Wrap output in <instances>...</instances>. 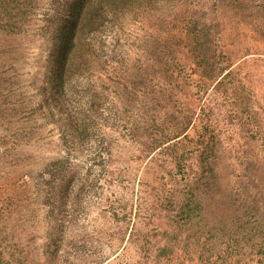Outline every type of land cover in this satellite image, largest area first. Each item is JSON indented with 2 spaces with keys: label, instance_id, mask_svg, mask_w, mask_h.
<instances>
[{
  "label": "rangeland",
  "instance_id": "374dc122",
  "mask_svg": "<svg viewBox=\"0 0 264 264\" xmlns=\"http://www.w3.org/2000/svg\"><path fill=\"white\" fill-rule=\"evenodd\" d=\"M65 1L0 0V264H264V0H89L54 82Z\"/></svg>",
  "mask_w": 264,
  "mask_h": 264
},
{
  "label": "trees",
  "instance_id": "16d2710c",
  "mask_svg": "<svg viewBox=\"0 0 264 264\" xmlns=\"http://www.w3.org/2000/svg\"><path fill=\"white\" fill-rule=\"evenodd\" d=\"M88 1H65V12L59 21L58 39L53 45L51 55L54 82H57L65 72L69 61L68 54L72 53L73 48L77 45L78 51L83 48V33L93 32L97 27L94 19L86 17L85 6Z\"/></svg>",
  "mask_w": 264,
  "mask_h": 264
}]
</instances>
